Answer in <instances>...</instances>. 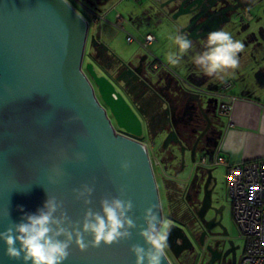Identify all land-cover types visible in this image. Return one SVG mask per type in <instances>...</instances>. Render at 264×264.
I'll return each instance as SVG.
<instances>
[{
    "label": "water",
    "instance_id": "water-1",
    "mask_svg": "<svg viewBox=\"0 0 264 264\" xmlns=\"http://www.w3.org/2000/svg\"><path fill=\"white\" fill-rule=\"evenodd\" d=\"M80 1L96 9L100 2L110 0ZM247 1L253 4L259 0ZM157 2L153 9L158 16L167 18L174 33L177 29L186 33L195 51H202L200 42L207 33L232 26V16L239 15L241 9L240 0ZM88 28L87 20L67 0H0V232L10 221L19 222L25 212L35 213L48 195L63 202L73 223L82 221L88 207L99 211L101 198L119 196L131 199L134 205L129 213L137 224L131 230L132 238L111 246L102 243L85 252L73 243L63 264H135L129 249L132 244L146 246L138 235L145 226L144 210L157 205L161 217L162 213L148 150L140 141L144 132L149 136L148 125L139 118V104L130 99L126 87L134 89L138 81L163 105L167 99L156 90L153 77L143 68L145 57L139 60L138 68L120 60L98 70L89 61L83 68ZM98 45V39L91 35L90 48L96 50ZM191 55L194 52L186 55L185 62ZM188 85L189 89L182 87L187 103L192 105V115L187 121L180 120L181 135L166 121L157 136L148 141L160 140L161 150L171 160L176 151L179 172L184 169L185 152H189L191 178L187 183L174 184L180 199L192 203L196 220L207 230L209 221L205 215L216 185L207 165L211 164L214 150L203 151L198 143L217 124L208 116L214 104L203 100L205 92L201 93L200 84ZM202 122L205 130L189 143ZM114 126L128 136L116 133ZM216 146L217 143L214 149ZM199 153L207 157L206 165L200 163L201 158L196 160ZM125 160L130 162L127 172L120 167ZM199 178L202 198L194 204ZM84 184L94 188L92 203L87 206L73 192ZM84 239L88 242L91 236L85 235ZM168 245L175 259L193 248L183 228L174 223ZM4 252L5 245L0 241V264H22L8 259ZM162 264H171L167 256Z\"/></svg>",
    "mask_w": 264,
    "mask_h": 264
},
{
    "label": "crops",
    "instance_id": "crops-1",
    "mask_svg": "<svg viewBox=\"0 0 264 264\" xmlns=\"http://www.w3.org/2000/svg\"><path fill=\"white\" fill-rule=\"evenodd\" d=\"M76 6L79 13L84 12L89 17V22L93 26L91 35L96 37L99 45L96 50L90 48V62L95 69L108 67L109 62L120 60L138 68V60L145 57L146 63L158 65L157 69L148 71V76H152L156 85V90L162 93L167 99L163 105L155 96L149 94L146 88L138 81L134 83V89L129 86L131 100L139 104L141 114L139 118L144 119L148 125L149 136L145 132L141 139L147 147L159 153V158L155 153L150 157L159 164H171L170 155L161 150L160 140L150 142L161 130V127L169 121L175 129H181L180 120L189 118L192 115V105L187 103V96L184 88L189 89L187 83L200 84L203 100H211L214 107L208 113L210 120L217 124L214 129H218L219 137L214 154L221 155L226 165L240 164L259 159L264 154V132L260 131V121L264 118V0L250 4L247 0L241 1L239 15L232 16L234 24L223 28L230 32L234 39L240 40L245 45L244 51L239 54L240 66L235 70L234 76H229L224 82L215 77L204 76L199 69L189 61L185 62L183 57L179 66H171L166 60L167 53L178 51L177 47L169 40V35L174 34L170 22L165 16H158L153 6L157 0H110L106 4L99 3L95 8H87L80 0H70ZM128 1V0H127ZM82 16L83 14L80 13ZM85 19L86 17L83 16ZM87 20V19H86ZM88 22V20H87ZM135 25H144L145 28H136V37L126 33L125 39L131 36L139 50L131 52L132 57L127 61L123 60V53L114 46L115 38L119 31H127ZM109 29H114L109 31ZM114 34V36H113ZM146 34H153L156 41L150 44L147 51L140 46ZM145 51L146 53L144 54ZM153 55L151 59L150 56ZM149 57V58H148ZM192 68V69H191ZM148 69V68H147ZM191 69V71H189ZM147 71V70H146ZM202 85V86H201ZM183 86V87H182ZM191 88L190 91H193ZM178 93V94H176ZM214 93L219 94L215 96ZM215 100V103H214ZM220 103H227L231 106L227 116H215ZM158 141V142H157ZM149 155V154H148ZM185 158L189 159V152H185ZM198 154L196 160L202 157ZM179 161V156H178ZM206 165V164H205ZM226 165H221L224 170ZM166 166V167H167ZM211 168V164L207 165ZM177 170L176 168H174ZM170 183L175 181L168 179Z\"/></svg>",
    "mask_w": 264,
    "mask_h": 264
},
{
    "label": "clouds",
    "instance_id": "clouds-1",
    "mask_svg": "<svg viewBox=\"0 0 264 264\" xmlns=\"http://www.w3.org/2000/svg\"><path fill=\"white\" fill-rule=\"evenodd\" d=\"M169 40L178 51H169L166 60L171 66H179L184 56L190 52V62L199 72L208 77H215L224 82L227 77L234 76L240 66L239 54L245 45L224 29L207 33L201 40L202 51H195L193 40L183 31L177 29ZM260 131L264 132V118L260 121ZM124 172L130 168V162L122 161ZM94 188L88 184L73 189L75 198L84 205L92 203ZM121 195L124 189H120ZM100 210L88 207L82 221L73 223L64 210L63 202L55 196H49L43 206L35 213H24L19 222L10 221L8 227L0 232V241L5 245V256L10 260L22 261V264H63L70 255V246L74 243L80 252L89 247L99 248L101 244L111 246L122 240L132 238L137 224L129 213L134 207L131 199L119 196L101 198ZM23 212V208L20 207ZM145 226L138 235L146 246L132 244L129 251L135 257V264H162L166 259L168 237L171 224L158 214V206L150 205L144 210ZM85 235L91 240L85 242ZM62 237V239H61Z\"/></svg>",
    "mask_w": 264,
    "mask_h": 264
},
{
    "label": "built area",
    "instance_id": "built-area-1",
    "mask_svg": "<svg viewBox=\"0 0 264 264\" xmlns=\"http://www.w3.org/2000/svg\"><path fill=\"white\" fill-rule=\"evenodd\" d=\"M137 1V0H135ZM131 36L127 42H132ZM156 41L153 34H146L140 46L147 51ZM156 63L151 64L153 70ZM231 106L220 103L218 111L227 116ZM150 159L151 167L158 165ZM201 164L207 163V157H201ZM211 165H226L221 155H213ZM225 196L230 204L231 216L239 237L243 240L238 264H264V154L250 162L225 166Z\"/></svg>",
    "mask_w": 264,
    "mask_h": 264
},
{
    "label": "flooded vegetation",
    "instance_id": "flooded-vegetation-1",
    "mask_svg": "<svg viewBox=\"0 0 264 264\" xmlns=\"http://www.w3.org/2000/svg\"><path fill=\"white\" fill-rule=\"evenodd\" d=\"M142 65L147 72L153 70L151 65L148 66L145 60ZM185 118L186 119L183 120L187 121L188 118ZM205 127L206 124L202 122L199 127L200 131L196 133L189 143H192L197 135L200 134L202 130H205ZM114 129L116 133L128 136L122 129H119L116 126H114ZM176 130L180 134L182 128ZM218 137V129L209 128L201 136L198 143L199 148L203 149V151L210 152L214 149ZM142 138H140L141 142H143L141 140ZM198 184L199 190L197 196L196 198L192 197V202L194 204H197L202 198V190H200L202 182L200 178ZM166 187L168 209L167 218L171 224L174 223L182 227L193 244L191 251L182 252L178 259H175L171 255V259H173V261L171 260V264H238L240 255H238L237 252L240 247L235 244L230 237L229 231L223 224L224 206L220 205L218 201L214 199V193L212 192L210 208L205 215L206 221H209V229L206 230L204 226L196 220L191 207L192 203L180 199L176 192L177 188L172 183L167 182ZM208 188H210V185ZM200 242H203V244L201 245Z\"/></svg>",
    "mask_w": 264,
    "mask_h": 264
},
{
    "label": "rangeland",
    "instance_id": "rangeland-1",
    "mask_svg": "<svg viewBox=\"0 0 264 264\" xmlns=\"http://www.w3.org/2000/svg\"><path fill=\"white\" fill-rule=\"evenodd\" d=\"M67 1L72 5L70 0H67ZM126 2L130 3L129 0L128 1L126 0ZM131 2L132 3H130V4H134L133 1H131ZM72 6L75 9H78L76 6H74V5H72ZM80 13H82L83 16L86 17V19L88 20V25H89L87 42H86L84 56H83V68H84L85 64L89 63V60H90L88 55H89V49H90V37H91V32L93 30V26H92L91 22H89V17L84 12H80ZM138 26L141 29L145 28L144 25H142V26L141 25H135V27L131 26V28L128 27V29H130V30L123 31V32L119 31L118 35L115 38L114 46L117 47V49L122 51L123 56H121V57H123L124 61H127L129 59V57H132L133 53H131V52L137 53L138 52L137 50H139L138 44L136 41L134 43L129 44V43H127V41L125 39L126 33L128 35H131L132 37H136L135 36L136 35L135 29L139 28ZM113 30L114 29H109V31H113ZM113 36H114V34H113ZM143 52H144V54L146 53L145 51H143ZM150 58L152 59L153 55H151ZM154 153H155L156 157L160 159L157 149L153 150L149 145L148 146L149 156L153 157ZM173 155L175 156V158L171 161L170 165L167 166V164L161 163L159 166L156 165V166H153V168H152L154 178H155V182H156V186H157V190H158V196H159V201H160L162 218H165L167 220H168V218H167L168 209H167V196H166V189H165V181L170 179V180H173V181L178 182L180 184H184L185 182L187 183L191 178L192 166H193L191 164L190 160L189 159L187 160L185 158L184 159L185 160L184 161V169L179 172L180 166H181L180 161H178V159H177L179 155L177 154L176 151H173ZM176 156H177V158H176ZM176 166H177V170L174 169V168H176ZM211 169H212V175L216 179V185H215V188L213 191L214 199H216L220 205L224 206L223 224L227 228V230L229 231L230 237L233 239L235 244L239 245L240 248L238 249L237 253H238V255H241L243 240L239 237L238 230H237L235 224L233 223L232 216H231L230 204L227 201L226 196H225V170L221 165H218V166L212 165ZM166 256L168 257L170 262L173 261V259H171L172 256L169 253L168 249L166 250Z\"/></svg>",
    "mask_w": 264,
    "mask_h": 264
},
{
    "label": "trees",
    "instance_id": "trees-1",
    "mask_svg": "<svg viewBox=\"0 0 264 264\" xmlns=\"http://www.w3.org/2000/svg\"><path fill=\"white\" fill-rule=\"evenodd\" d=\"M173 184V183H172ZM173 185H175V184H173Z\"/></svg>",
    "mask_w": 264,
    "mask_h": 264
}]
</instances>
